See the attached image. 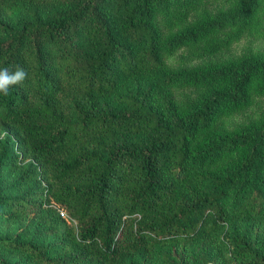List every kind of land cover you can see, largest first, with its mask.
Listing matches in <instances>:
<instances>
[{
	"label": "trees",
	"instance_id": "trees-1",
	"mask_svg": "<svg viewBox=\"0 0 264 264\" xmlns=\"http://www.w3.org/2000/svg\"><path fill=\"white\" fill-rule=\"evenodd\" d=\"M203 1L0 0V68L28 73L0 93V264H264V117L213 132L264 56L167 63L257 34L264 0L187 24Z\"/></svg>",
	"mask_w": 264,
	"mask_h": 264
},
{
	"label": "rangeland",
	"instance_id": "rangeland-1",
	"mask_svg": "<svg viewBox=\"0 0 264 264\" xmlns=\"http://www.w3.org/2000/svg\"><path fill=\"white\" fill-rule=\"evenodd\" d=\"M239 0H204L198 8L196 15H189L186 20L187 24H193L199 15L214 16L220 15L229 7L237 4ZM262 27L257 34H249L244 31L242 34L233 37L230 43H215L216 38L213 36L207 43H197L191 47L178 50L173 56L167 59L168 65L178 70L194 68V70H212L229 66L234 62H243L251 60L260 55L264 56V9L260 11ZM11 15V11H8ZM254 29V28H252ZM223 38V33L217 35ZM227 69H230L227 67ZM226 83H222L225 85ZM220 84V86L222 87ZM210 86H198L196 88L173 90L176 98L182 105H189L194 102L196 97L203 93ZM264 117V92L254 93L251 95L250 103L237 111L222 116L213 132L220 134L232 135L233 131L251 130L258 125ZM146 264H158L156 261H145ZM141 264H145L144 262Z\"/></svg>",
	"mask_w": 264,
	"mask_h": 264
},
{
	"label": "clouds",
	"instance_id": "clouds-1",
	"mask_svg": "<svg viewBox=\"0 0 264 264\" xmlns=\"http://www.w3.org/2000/svg\"><path fill=\"white\" fill-rule=\"evenodd\" d=\"M27 76V71L20 66H16L14 71L7 67L0 68V93L7 96L9 90L15 85L23 84Z\"/></svg>",
	"mask_w": 264,
	"mask_h": 264
},
{
	"label": "built area",
	"instance_id": "built-area-1",
	"mask_svg": "<svg viewBox=\"0 0 264 264\" xmlns=\"http://www.w3.org/2000/svg\"><path fill=\"white\" fill-rule=\"evenodd\" d=\"M56 207H57V211L59 212V215L62 218H66L67 219V215H66L65 210L62 207H59L58 205H56Z\"/></svg>",
	"mask_w": 264,
	"mask_h": 264
}]
</instances>
